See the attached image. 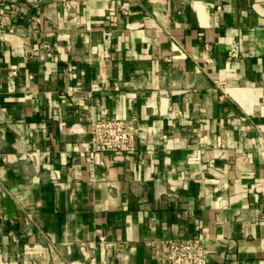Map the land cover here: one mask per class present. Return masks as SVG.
Listing matches in <instances>:
<instances>
[{"label": "crops", "instance_id": "1", "mask_svg": "<svg viewBox=\"0 0 264 264\" xmlns=\"http://www.w3.org/2000/svg\"><path fill=\"white\" fill-rule=\"evenodd\" d=\"M109 117L135 150L88 163ZM193 236L264 264V0H0V264H163Z\"/></svg>", "mask_w": 264, "mask_h": 264}, {"label": "built area", "instance_id": "2", "mask_svg": "<svg viewBox=\"0 0 264 264\" xmlns=\"http://www.w3.org/2000/svg\"><path fill=\"white\" fill-rule=\"evenodd\" d=\"M90 137L87 144L85 160L91 164L105 165L108 154L116 158L123 157L126 152L135 150V138L138 134L137 119L121 120L91 118ZM26 155L33 160L34 151L28 150ZM207 236L168 238L162 241L163 264H208L211 253L206 242ZM99 240L106 243V237ZM60 264H73L63 261Z\"/></svg>", "mask_w": 264, "mask_h": 264}]
</instances>
